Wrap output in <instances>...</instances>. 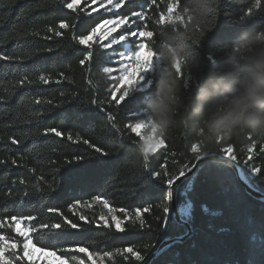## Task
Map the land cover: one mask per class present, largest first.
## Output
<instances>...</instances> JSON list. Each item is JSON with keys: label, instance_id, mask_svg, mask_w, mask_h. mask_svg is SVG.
I'll return each instance as SVG.
<instances>
[{"label": "trees", "instance_id": "obj_1", "mask_svg": "<svg viewBox=\"0 0 264 264\" xmlns=\"http://www.w3.org/2000/svg\"><path fill=\"white\" fill-rule=\"evenodd\" d=\"M150 2L126 0L115 13L91 14L93 7L87 2L79 4L77 13H72L64 7V0H0L5 5L0 8V54L14 57L11 61H0V159L6 161L5 165H0V219H9L13 215H36L38 220L32 221L33 224L50 221L63 223L61 216L47 212L48 207L58 208L64 216L82 225L80 233L62 241L61 246H86L89 251L101 256L105 252H112L111 258L104 257L103 264H136L131 258L125 260L116 250L134 247L147 259L162 241L182 237L186 233L185 226L174 220L170 203L166 227L163 210L153 207L150 214H144L151 229L129 225L124 233L83 225L79 220L78 214L81 213L90 220L106 213L107 209L102 205L94 203L90 209H74L77 215L69 211V205L75 199L91 200L93 196L108 199L112 207L131 211L148 204H159L167 195L166 184L152 180L144 167H133L130 163L134 134L124 126L142 118L131 113L141 111L145 92L133 93L131 100L126 97L119 106L115 105L114 100L111 104L101 103L111 99L109 89H112L108 74H104L102 69H115L118 56L109 54L118 53L119 49H106L101 48L99 43L94 44L92 61L82 67L79 60L83 59L82 52L86 50L75 45L81 48V53L74 51L72 40L74 34L87 35L104 20L121 17H128L130 24V29L125 33L138 32L144 29L145 24L148 26L146 30L155 33L158 25L154 19L141 21L131 15L133 11H144L146 16L157 18L159 11L166 10L167 0L163 3L157 0L159 9L155 5L149 9ZM253 4L255 0H217L214 27L202 41L201 57L214 51L218 40H230L242 30L264 27V15L259 14V8L255 9L257 15L251 19L243 22L239 19ZM261 4L264 5V0H261ZM61 20L75 23L76 28L70 29L63 37H55L47 32L48 26L55 27ZM32 32L39 35H32ZM45 36L52 39L46 40ZM130 42L135 49L134 43ZM47 48L52 51H46ZM17 56L21 59H15ZM61 72L70 77L72 83L61 79ZM25 75L36 82L19 85L18 81ZM39 75L50 76L51 82L40 84L37 81ZM56 80H60V83H55ZM119 96L116 94V98ZM36 99L51 100L52 103L36 104ZM93 100L97 103L93 104ZM101 107L105 108L104 112L100 111ZM109 114L114 117L111 122L107 118ZM52 127L63 132L64 137L42 134L44 129ZM69 133L74 139L81 137V142L73 144L67 139ZM12 139L20 143L13 145ZM83 139L102 148L108 155L100 156L84 145ZM165 142L167 150H159L148 162L151 171L163 173L166 169L171 178L179 175L185 164L191 167L196 162L194 157L171 155L182 150L180 142ZM260 146L256 145L254 153L259 152ZM233 148L235 152L238 151L236 145ZM77 155L83 156L84 160L78 164L66 163ZM246 155H237L241 161L238 166L250 184L264 194V153L248 162L260 167V172L255 175L243 163ZM13 159L17 161L16 164H12ZM29 168L35 169V175H43L49 183L55 176L56 191L52 192L41 184L43 192L36 193L35 176L28 171ZM70 168L76 169L71 173V178L68 173ZM193 176L192 188L183 192L184 181L176 194L177 207L189 202L192 204V218L187 223L191 234L182 242L163 250L150 264H264V201L247 193L234 171L227 166L220 168L215 162L204 163ZM21 178L27 182L25 185L19 183ZM25 190L31 195L25 198L22 205L20 200ZM117 215L122 216L121 213ZM64 227L66 231L76 233L67 225ZM0 233L20 239L7 227L0 229ZM64 255H76L85 264H91L82 253ZM97 262L100 264L99 260Z\"/></svg>", "mask_w": 264, "mask_h": 264}, {"label": "clouds", "instance_id": "obj_2", "mask_svg": "<svg viewBox=\"0 0 264 264\" xmlns=\"http://www.w3.org/2000/svg\"><path fill=\"white\" fill-rule=\"evenodd\" d=\"M216 4L179 0L178 18L158 23L149 38L151 83L134 122L133 167H144L164 141L182 144L177 156L207 158L221 156L225 145H236V155L264 145V27L218 40L201 57Z\"/></svg>", "mask_w": 264, "mask_h": 264}, {"label": "snow or ice", "instance_id": "obj_3", "mask_svg": "<svg viewBox=\"0 0 264 264\" xmlns=\"http://www.w3.org/2000/svg\"><path fill=\"white\" fill-rule=\"evenodd\" d=\"M95 3L96 0H93ZM163 3L164 0H161ZM126 3V0H107V4L111 7H105L104 3L101 2V7L105 8V11L111 12L114 9L120 8L122 5ZM80 4V0H64V7L72 13H77L78 6ZM156 6L159 9V4H157V0H151L148 4V8L151 9L153 6ZM5 5L0 3V8H3ZM179 7V0H176L175 3L172 0H167L166 2V10L159 11L158 17L154 18L152 16H146L144 11H133L131 13L132 16L137 17L139 20L144 21L146 19L152 20L154 19L155 24L165 23L169 19H177L176 9ZM259 8L260 15H264V5L261 4V0H255V4L252 5L247 11L243 12V14L239 17L240 21H246L256 16L257 13L255 9ZM216 10L213 12V19L215 20ZM128 17H121L119 19H106L102 24H98L96 27L91 29L87 35H72V40L74 41L73 50L77 53H81V48H76L75 45L82 46L83 51V59L79 60V64L83 67L86 62H91L94 56L93 46L94 44H100L101 48L112 49L113 45H120L121 49L118 53L119 60L124 62L120 65V75L119 77L109 75V79L119 81V85L117 87V91H121L119 98H116V91L109 89L111 99L107 101H101V103L111 104L112 101H115V105L119 106L122 101H125V98L128 97L129 100L133 98V93H144L145 87L150 86V75L147 71L148 61L146 57L150 56L151 53L148 47V40L153 35V31L146 30L147 24H145L144 29L140 31H132L130 35L132 37L145 38L138 44H136L135 49L131 48V42L128 41V46H125L121 42L127 41V37L124 34L119 35L118 38L113 37L107 44H102L100 41L106 40L109 36L112 35L121 25L126 24ZM108 26H111L110 28ZM76 28L75 23H69L67 20H61L58 25L55 27L48 26L47 32L52 33L55 37H63L66 32L70 29ZM101 29H106L101 31ZM64 30V31H61ZM32 35H39L38 32H32ZM99 36V40L96 37ZM44 39L49 40L52 39L51 36H45ZM2 44V42H0ZM46 51L51 52V48H47ZM110 56H115L116 53H110ZM14 57L10 55L0 54V61H11ZM15 59L20 60L21 57L17 56ZM104 74H111L115 71L112 67H104L102 69ZM61 79H66L68 83H72L70 77H66L63 72L60 73ZM37 81L40 84L47 85L51 82V77L46 75H39L37 77ZM36 81L29 80L28 76H23L18 84L23 86L25 84H32ZM55 83H60V80H56ZM91 84V80H89ZM63 95V93H61ZM51 104V100L36 99V104L41 103ZM93 104L97 102L95 100L92 101ZM101 112L105 111V108H100ZM131 115L140 116V112H133ZM108 120L111 122L114 120V117L109 114ZM114 126V125H113ZM126 129L130 130L131 134H138L137 127L134 123H126L124 126ZM49 133L53 134L55 137L63 138L64 133L57 130V128H46L43 131V135L47 136ZM67 139L71 141L73 144H78L81 142V137L77 136L75 139L69 133L67 135ZM11 143L13 145H17L20 143L17 139H12ZM82 143L87 145L88 148L94 149L96 153H99L100 156H107L108 153L105 152L102 148L97 147L89 142L87 139H83ZM166 142H162L160 146V150H167ZM256 148V145H252L247 149L246 159H244L243 163L248 165L251 169L252 173L255 175L260 172V167L249 165L248 162L253 160L254 156H258L261 153H264V145H261L259 148V152L254 153L253 149ZM193 151H196L195 146H193ZM158 153V152H157ZM156 153V154H157ZM222 155L214 158L215 163L223 168L225 161H230L235 165H239L241 163L240 159L236 155V152L233 146L227 145L221 149ZM171 155L175 156L176 153L173 152ZM196 161H200L205 159L206 157L192 156ZM84 160L83 156H74L72 160L66 161L68 164L79 163ZM176 161H174L175 163ZM16 160H12V164H16ZM6 161L0 159V165H5ZM163 167V166H162ZM196 165L192 164L191 167H188L185 164L179 171V175L169 178V173L165 169L163 173L158 171H151L149 163H146L144 169L146 172H149L152 180H158L162 184L167 185V195L163 198V200L156 205L148 204L147 206L133 208L131 211L125 209L123 207H112L108 199L102 198L101 196H93L91 200H81L75 199L72 204L69 205V211H73L77 208L87 207L92 208L93 204L102 205L104 209H107L106 213H102L98 218L90 220L84 214H78L73 211L74 215H79V220L83 222V225L94 226L99 229L103 227L104 229L112 230L114 229L117 233H124L128 226L139 227L140 229H151V225L145 219L146 213L150 214L152 212L153 207L161 208L163 210L164 215V226H167L168 223V213H169V203L173 200L175 189L173 185L180 177L186 176V173L192 172V169L195 168ZM28 171L35 176V188L36 193L43 192V188L40 187L41 184L51 189L52 192L56 191L55 184L57 178L55 176L52 177V182L49 181L43 176L35 175V169L29 168ZM58 171V170H57ZM75 168L68 169L69 178H71V173L75 172ZM195 176L187 179L183 184V192H187L192 188L193 181ZM147 180V177H146ZM21 185H25L27 182L21 178L19 180ZM148 183H151V180H148ZM153 187H158L157 185H153ZM183 194V193H181ZM31 193L27 190L23 192V197L20 200V203L23 205L25 203V198L30 197ZM207 211V209H206ZM47 212L56 213V215L61 216L63 218V223L60 222H41V223H31L32 221H37L38 217L36 215H21V216H11L9 219H0V229H11L12 232L16 233V235L20 238L19 240L12 237L10 238L5 233H0V264H73V262H78V264H85L83 259H79L76 255L66 256L65 253H82L87 257L88 261L91 264H97V261H100V264H103L104 257L111 258L113 256L112 252H105L103 256L100 253L89 251L86 246H74V247H63L62 241H65L72 236L80 233L82 225L79 223L73 222L68 217L64 216L62 212L58 210V208L48 207ZM117 213H121L122 216L117 215ZM180 216L184 220L185 223L191 221L192 218V204L189 202L183 205L180 208ZM159 219V218H157ZM65 225L69 229L76 230V233L68 232L65 230ZM87 231V229H85ZM91 243H95L92 241ZM39 245V246H38ZM148 246H145V250L147 251ZM116 252L122 256H124L125 260L131 258L136 262V264H150L151 257L146 259V255L141 252L135 250L134 247H126L121 249H117ZM38 254V255H37ZM128 254V255H125ZM158 255V253H153V256Z\"/></svg>", "mask_w": 264, "mask_h": 264}, {"label": "water", "instance_id": "obj_4", "mask_svg": "<svg viewBox=\"0 0 264 264\" xmlns=\"http://www.w3.org/2000/svg\"><path fill=\"white\" fill-rule=\"evenodd\" d=\"M208 162H215V159L214 158H205L203 160H200V161H196L194 164L196 165L195 168L192 169V172L190 173H186V176L184 177H180L179 180H177L175 182V184L173 185V188L175 189V192H174V196H173V200L170 202V207H171V213H172V216L174 218V220L181 224V225H184L185 228H186V233L182 236V237H178V238H173V239H165L164 241H162V243L158 246L157 250L155 251V253H158V255L165 249H167L168 247H170L171 245L175 244V243H178V242H182L183 240H185L190 234H191V229H190V226L184 222V220L181 218V216L179 215V211H178V207H177V204H176V194H177V190L178 188L180 187V185L186 181L187 179L191 178L193 176V174L196 172V170L200 167V165L204 164V163H208ZM224 165L229 167L230 169H232L234 171V173L236 174L237 176V179L240 183V185L244 188V190L249 193L251 196H253L254 198L258 199V200H261V201H264V194H262L261 192H259L258 190H256L251 184L250 182L248 181V179H244L243 178H240L239 177V174H238V170H241V167L240 166H237L235 164H233L232 162L230 161H225L224 162ZM243 172V171H242ZM243 176L244 173H243ZM156 255V256H158ZM156 256H153V254L150 256L151 257V260L153 258H155ZM151 262V261H150Z\"/></svg>", "mask_w": 264, "mask_h": 264}, {"label": "rangeland", "instance_id": "obj_5", "mask_svg": "<svg viewBox=\"0 0 264 264\" xmlns=\"http://www.w3.org/2000/svg\"><path fill=\"white\" fill-rule=\"evenodd\" d=\"M82 2H87V3L90 4V6L93 7V9L91 11V14H95V13H98V12H101V13H115L118 10V9H114L111 12L105 11V8L101 7L100 5H101V2H103L105 7H111L110 5L107 4V0H96L95 3L93 2V0H80V4ZM108 27L110 28L111 26H108ZM129 29H130V24L127 22L126 24L121 25L120 28H118L115 32H113L112 35L109 36L106 40L100 41V43L107 44L113 37L118 38L119 35L124 34L127 37V41L121 42V43L124 44L125 46H128V41H132L134 43L135 47H136V44L139 43L138 41H140L143 38L137 39L136 37H132L129 33H125V31L129 30ZM104 30H106V29H101V31H104ZM96 39L99 40V36H97ZM115 47H117L119 49V51L122 50L120 45H113V48H115ZM131 48L133 49L132 45H131ZM118 53H116L117 56H118ZM116 61H117V66L115 67V71L113 73H111V74H108V77H109V75L119 77V75H120V65L122 63H124V62L119 60V56L116 59ZM109 80L111 81L112 90L116 91V94L120 95L121 91H117L116 90L118 85H119L118 79L117 80L109 79ZM243 177H244V179L247 180L246 176H243ZM182 206L178 207L179 215H180V208ZM99 263H100V261H99ZM41 264H43V261H41ZM97 264H98V262H97Z\"/></svg>", "mask_w": 264, "mask_h": 264}, {"label": "bare ground", "instance_id": "obj_6", "mask_svg": "<svg viewBox=\"0 0 264 264\" xmlns=\"http://www.w3.org/2000/svg\"><path fill=\"white\" fill-rule=\"evenodd\" d=\"M238 174L240 178H243V172L241 170H238Z\"/></svg>", "mask_w": 264, "mask_h": 264}]
</instances>
